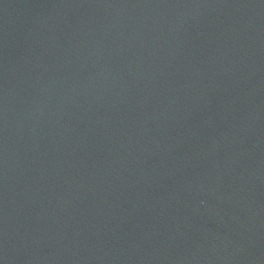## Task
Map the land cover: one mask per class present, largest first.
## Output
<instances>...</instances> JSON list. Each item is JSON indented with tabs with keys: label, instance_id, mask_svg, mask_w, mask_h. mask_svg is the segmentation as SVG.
<instances>
[{
	"label": "water",
	"instance_id": "95a60500",
	"mask_svg": "<svg viewBox=\"0 0 264 264\" xmlns=\"http://www.w3.org/2000/svg\"><path fill=\"white\" fill-rule=\"evenodd\" d=\"M0 264H264V0H0Z\"/></svg>",
	"mask_w": 264,
	"mask_h": 264
}]
</instances>
